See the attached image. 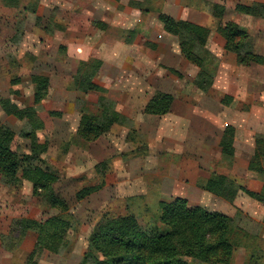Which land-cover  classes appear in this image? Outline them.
<instances>
[{
    "label": "rangeland",
    "instance_id": "1",
    "mask_svg": "<svg viewBox=\"0 0 264 264\" xmlns=\"http://www.w3.org/2000/svg\"><path fill=\"white\" fill-rule=\"evenodd\" d=\"M87 1L0 0V99L9 98L18 107L31 106L37 90L32 75L48 78L46 95L35 105L44 123L37 135L40 142L47 143L39 164L56 175L54 189L67 201L75 218L69 250L60 254L43 251L36 255V264H81L90 233L104 214H132L142 229L165 231L167 226L159 220L160 201L174 197L235 219L242 212L262 222L263 202L241 190L233 201H227L201 189L199 184L223 174L264 198V170L245 172L234 168L233 157H225L220 151L221 135L217 138L215 134L173 133V114H147L141 108L146 96L138 94L131 102L128 98L133 96L132 92L142 93L144 89L151 96L158 92L173 94L175 119L187 115L188 109L190 114H197L190 124L186 117L179 120L181 125L198 130L210 127L211 117L205 110L219 109L220 101L215 103L218 99L193 85L198 67L183 58L177 37L163 29L157 14L163 12L210 29L199 54L213 73L219 61L229 60V51L216 32L218 20L211 14V5L227 3L228 11L223 15L227 19H222L234 21L240 14L232 8L236 0H111L114 5H105L100 11L103 17L116 11L109 21L85 10ZM139 16L141 21H136ZM240 19L235 21L251 26L247 19L244 23ZM93 20L104 22L106 27L93 26ZM84 61L88 63L87 71L98 62L93 80L102 91L84 92L73 86V77ZM123 90L130 95L124 96ZM203 95L212 98L202 100ZM101 97L110 99L111 110L125 120L113 124L97 139L86 141L76 133L81 111L99 115ZM199 100L198 105L189 107ZM0 125L13 129L14 150L19 154L29 152L28 140L20 135L23 120L6 114L0 106ZM226 125L231 124L214 127L222 132ZM259 166L264 168V156L260 157ZM103 181L98 190L82 200L75 199L80 188L99 186ZM54 213L32 194L29 181L19 179L7 184L0 176V233L6 234L15 218L43 220ZM240 227L257 231L253 245L260 247L251 251L238 241L230 264H244L251 252L264 263V224L260 227L242 219ZM34 240V233L29 232L22 244L30 249ZM16 255L13 264H22L21 256ZM187 262L207 264L189 258Z\"/></svg>",
    "mask_w": 264,
    "mask_h": 264
},
{
    "label": "trees",
    "instance_id": "2",
    "mask_svg": "<svg viewBox=\"0 0 264 264\" xmlns=\"http://www.w3.org/2000/svg\"><path fill=\"white\" fill-rule=\"evenodd\" d=\"M12 2V1H11ZM13 5V2H12ZM234 10L238 13L264 19V1L236 0ZM225 5L213 3L211 14L217 21L216 32L224 39V48L235 55L236 63L241 66L263 64L264 57L257 53L250 42L247 29L236 21L223 20ZM158 20L163 29L178 39L181 55L189 63L198 67L192 80L197 89L212 95L222 104L228 105L229 95L217 96L213 92V73L206 67L204 58L199 51L206 45L210 29L207 26L186 19H176L169 14L160 12ZM92 25L106 27L100 20H93ZM98 63V62H97ZM91 66L87 71V62H81L73 77V86L84 92L102 91L93 76L99 65ZM176 73V72H175ZM37 84L33 105L18 107L9 98H1L0 106L6 114L24 121L20 135L29 142V152L19 154L13 149L15 133L6 125H0V176L7 184L27 180L32 185V194L56 213L43 220L29 217H18L10 223L7 233H0V247L6 251L19 249L23 239L29 232L34 233L35 240L32 249L26 256L24 264H36L35 257L43 251L60 254L69 250L70 231L75 218L70 212L67 201L54 189L56 175L41 167V153L47 149V143L40 142L37 132L44 127L42 119L37 114L35 105L46 95L48 78L43 75H32ZM101 113L99 115L82 110L77 135L93 141L106 133L113 124L125 120L119 113L111 110L112 101L105 97L99 98ZM174 103L171 94L158 92L152 95L144 106L147 114L163 115L169 113ZM53 113V112H51ZM235 128L226 125L220 137V151L225 157H233V139ZM254 150L248 161L247 169L262 172L259 166L261 156H264V135L254 134ZM258 167H255L257 166ZM84 186L75 192V199L82 200L102 185ZM199 187L227 201H233L238 191L264 203L259 193L238 185L226 175L205 179ZM159 220L167 226L165 231L144 230L132 214H104L92 229L87 250L81 264H189L187 259L207 264H230L237 242L254 251L260 245L254 244L258 232L240 227L242 219L247 224L262 226L246 214L239 212L237 219L218 211H209L200 205H189L187 199L174 197L168 201H160ZM263 223V224H262ZM243 239L246 241L243 242ZM263 248V247H262ZM264 252V248H263ZM244 264H264L254 253L248 254Z\"/></svg>",
    "mask_w": 264,
    "mask_h": 264
},
{
    "label": "crops",
    "instance_id": "3",
    "mask_svg": "<svg viewBox=\"0 0 264 264\" xmlns=\"http://www.w3.org/2000/svg\"><path fill=\"white\" fill-rule=\"evenodd\" d=\"M258 1H264V0H258ZM111 3H112L111 0H88L85 4L86 6L85 10L88 9L89 12L95 14L99 19L103 20L106 18L107 19L106 21H109V19L113 17L116 11L113 10V14L110 15L109 17L101 16L102 13L100 11H102V8L105 7V5L108 6ZM217 3L224 4L225 11H228L227 3H223V2H217ZM232 8L234 13L236 14V11L234 10V6ZM134 13H135V17L138 16L136 11ZM237 16L238 18L235 20H239L242 17L243 23H244V19H247L248 20L247 22H250L251 24L250 27H248L245 24L242 25L249 32V39L253 46V49L257 53L263 55L264 57V19L256 18L241 13L239 15L237 14ZM223 18L227 19L226 16H223ZM141 19H142L141 16H139L136 21H141ZM227 54L228 55L226 58H229V60L219 61L217 68L213 70L214 78L211 89L213 90L214 93L217 94V96H222L224 94L229 95L231 97V100L228 105L221 104L220 102H218V100H215L214 102L215 103L218 102L217 104L219 105L220 108L214 110L213 112L211 109L205 110V114H209L211 117L209 122L210 127H214V125H218V124L225 125L228 123L234 126L235 135L233 141V146H234L233 167L234 168L237 167L240 170L245 169V172H247L248 161L251 158L254 150L253 136L255 133H264V63L252 64L250 66H241L236 63L235 55L233 53L229 52ZM126 85L129 86L130 82H128ZM144 91L146 92L147 89H144ZM145 92L137 93V91H134L132 92L133 95L132 97L129 96L130 92L128 90L127 91L123 90L122 93L124 96L127 97L129 96L128 98L131 99L129 100L130 102L134 101V97H136L138 94L139 96L141 95H143V97L146 96V99L143 100V105L141 107L143 109L144 105L151 97V94L148 93V91L147 93ZM209 97L211 96L203 95L202 100H205ZM174 101H175V96H174ZM199 103L200 100L197 103H195V105L189 104V107L196 106ZM206 105L207 104H205V108ZM188 110L189 113H187V115H185L184 113L182 114L181 117L177 116L176 117L177 120H176L174 105L172 106L169 112L170 114H173V117L171 118V123H172L171 124L172 126L170 127L171 132L173 133L176 132L177 134L180 135H182L184 131H185L184 134L186 133L187 135H189L190 132L191 134H196V133L215 134L216 137L219 138V136L221 135L220 133L222 132L221 130L220 131L218 130L217 126H215L213 129L207 127L205 129L203 128L201 130H198L197 128L188 129L186 125L184 124L181 125L180 123L183 119H185V117L188 120L187 124H190L189 122L190 119L193 120V118L197 116L195 112L190 114V109ZM128 113L130 112H127L126 114L129 115ZM206 116L207 115H203L201 117L207 118ZM216 141L218 143V140ZM246 175L247 173H245V176ZM252 176L253 175H251V177ZM255 178L257 177L255 176ZM32 247L28 249L22 244L19 247V249L15 251H6L0 247V257L3 262L2 264H13V259L18 257V255L16 254H19V257L21 256V263L23 264V261L26 259V256L29 253V251L32 249Z\"/></svg>",
    "mask_w": 264,
    "mask_h": 264
}]
</instances>
